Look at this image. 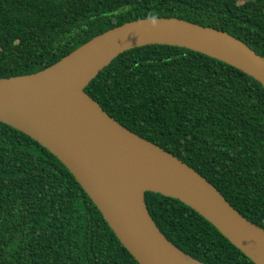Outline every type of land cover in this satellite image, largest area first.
<instances>
[{"label": "trees", "instance_id": "1", "mask_svg": "<svg viewBox=\"0 0 264 264\" xmlns=\"http://www.w3.org/2000/svg\"><path fill=\"white\" fill-rule=\"evenodd\" d=\"M0 0V78L61 60L151 17L229 33L264 58V0ZM84 91L111 117L212 183L264 229V87L201 53L148 45L117 56ZM160 232L203 264H254L173 198L146 192ZM0 264H138L65 166L0 122Z\"/></svg>", "mask_w": 264, "mask_h": 264}, {"label": "water", "instance_id": "2", "mask_svg": "<svg viewBox=\"0 0 264 264\" xmlns=\"http://www.w3.org/2000/svg\"><path fill=\"white\" fill-rule=\"evenodd\" d=\"M148 45L201 53L264 87V58L229 33L179 18H143L93 37L47 68L0 78V122L65 166L138 264H203L160 232L146 192L190 207L254 264H264V229L205 177L120 124L84 91L117 56Z\"/></svg>", "mask_w": 264, "mask_h": 264}, {"label": "rangeland", "instance_id": "3", "mask_svg": "<svg viewBox=\"0 0 264 264\" xmlns=\"http://www.w3.org/2000/svg\"><path fill=\"white\" fill-rule=\"evenodd\" d=\"M240 2H243V0H241Z\"/></svg>", "mask_w": 264, "mask_h": 264}]
</instances>
